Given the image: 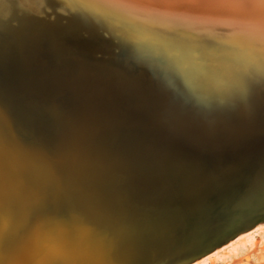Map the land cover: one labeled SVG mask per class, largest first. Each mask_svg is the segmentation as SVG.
<instances>
[{
	"label": "bare ground",
	"instance_id": "1",
	"mask_svg": "<svg viewBox=\"0 0 264 264\" xmlns=\"http://www.w3.org/2000/svg\"><path fill=\"white\" fill-rule=\"evenodd\" d=\"M54 8L42 0H0V29L6 35L0 36V44L21 48L17 62L21 80L0 81V145L10 192L6 204L17 214L12 231L5 232L10 242L7 255L15 257L5 264H99L96 257L87 255V247L102 254L103 231H112L115 238L111 235L109 239L116 248L123 239L120 218L130 226L136 213L155 216L167 212L168 202L176 199L182 209L172 212L167 224H156L154 233L146 236L142 252L132 253L131 262L128 256L135 248L127 247L119 264H191L240 232L260 227L263 221L257 216L264 213L258 195L264 189V29L260 9L167 10L165 31L179 30L208 46L211 60L206 86L217 88L219 94L204 88L193 95L179 81L175 87L169 86L134 50L132 78L108 65L105 72L111 78L99 80L92 75L85 81L75 77L77 73L72 75V96L86 101L85 90L93 88L104 99L87 105L73 99L70 103L76 107L70 119L61 117L56 105H45L37 95L57 78L55 74L47 79L40 72L48 69L52 74L61 67L63 75L58 77L67 80L69 68L53 56L41 57L37 51L38 56L27 45L29 40L37 42L38 33L24 30L28 37L33 36L27 39L15 28L61 23L70 35L86 36L81 29H95L105 38H122L107 25ZM48 42L55 44L52 37ZM7 52L0 50V65L9 74L18 65L13 67ZM36 62L41 66L35 67ZM89 63L79 59L78 71H90ZM237 68L248 69L243 83L233 75ZM25 87L30 90L27 96L21 91ZM118 95L126 106L124 114L112 108ZM43 118L52 119L53 126H47L57 132L49 142L41 133ZM32 128L40 131L42 141ZM244 143L247 146L241 149ZM51 146L56 153L52 158ZM44 200L66 218V226L51 223L50 228L57 233L68 231L72 251L65 253V244L63 249L53 246L46 258L32 247L45 225L40 217L46 212L41 204ZM56 202L69 207L71 215L67 217ZM168 214L171 212L164 216ZM109 258L107 255L102 264H111Z\"/></svg>",
	"mask_w": 264,
	"mask_h": 264
},
{
	"label": "water",
	"instance_id": "2",
	"mask_svg": "<svg viewBox=\"0 0 264 264\" xmlns=\"http://www.w3.org/2000/svg\"><path fill=\"white\" fill-rule=\"evenodd\" d=\"M42 29H44L43 33ZM32 30L33 34L36 35L38 38L37 42L29 40L27 41V45L31 49H33L36 54L39 56L38 53H45L49 55L50 57L53 56L57 62L66 64L64 65L65 68L68 69V79L64 80L61 77H58L59 75H63L61 67L57 68L52 74H50V71L47 69L46 72H38L40 75L43 74L47 79L52 78L51 76L57 75V78H55V83H49L48 89L43 91L42 93H38V97L40 100H43V103L45 105L55 106V105H63V108L66 110L63 111L65 113L72 112L73 115L70 116V119L74 117V108L75 106H72L70 103L65 105L63 102H70L71 100H76L77 103H96L100 104L104 98H101L93 93V88H87V91L85 90L86 101L84 99H76V97L69 95L70 92L67 90L70 89L69 84L75 77H82L84 80L90 79V77L93 75H96V79H106L111 78L112 74L105 72L106 68L105 65H108L110 67H113L115 70H117L120 73H125L127 77H133V73L136 71V69H133V63H132V57L134 56V48L126 44L124 40L118 39L117 36L114 38H105L102 33L97 34L95 29L92 30H84L81 29L83 32H86L87 35H70L67 27L65 25H62L61 23L58 24H52L51 26L48 24L45 25H38L37 26H28L25 28V31ZM4 30L0 29V36H6L5 33H3ZM43 34V35H42ZM43 36L44 39H43ZM48 37H52L55 44H50L51 42H48ZM27 40V39H26ZM18 44V43H17ZM93 47V48H92ZM21 48L13 45H9L7 43L0 44V50H7L8 56L10 60L13 62L12 65H18L17 62H19L21 58ZM38 51V53H37ZM136 54V53H135ZM79 59L86 60L90 62L89 64H92V66H88L90 71L87 72L84 71V74L82 71H78V61ZM136 59V58H135ZM135 62H139V60L136 59ZM45 64V63H44ZM13 65V67H14ZM3 66L0 65V81H17V75L21 73L20 67L18 65V68H14L13 71L9 74H7L2 69ZM77 73V76L72 77L73 74ZM82 73V74H81ZM81 74V75H80ZM84 75V77H83ZM131 77V78H132ZM19 78V77H18ZM94 82V80H92ZM98 81V80H97ZM95 81V82H97ZM255 86V85H254ZM87 87V86H86ZM211 89L210 91H213V93H220L217 88L206 86L205 89ZM257 90H260L257 86H255ZM71 96V97H70ZM79 100V101H78ZM127 98H125L124 103H127ZM113 101H116V104L112 106V108L116 111H121V114L125 113L124 107L125 105L122 104L120 101V95L115 97ZM111 108V109H112ZM113 109V110H114ZM62 111V113H63ZM61 113V114H62ZM64 114V113H63ZM65 115V114H64ZM125 117V116H124ZM68 118V115H67ZM54 124L53 120L51 119L50 122L45 121L44 118L40 120L39 124H41V133H43L46 136V141H52L54 134L56 135L57 132L54 130H49V125ZM33 134L29 135V138L32 139ZM248 143V142H247ZM247 143H244L241 147V149H244L247 146ZM49 154L52 158L56 153L54 151L53 146H51ZM141 180V178H140ZM170 182V178H169ZM150 183V182H149ZM137 190V188H135ZM134 190V191H136ZM138 191V190H137ZM154 198H157V196H154ZM41 204L45 208L46 212L40 215L42 219H44L45 225L42 226L38 230V236L34 241H32V247L36 249V251H39L42 256L46 257L49 253V248L53 246L61 247V249L66 247V250L64 252L66 253L68 250L72 251V243L70 238L68 237V231H62L60 233L55 232L52 228H50L51 223L54 225L62 224L64 226L67 225L66 218L63 217L60 212L56 211V207L51 202L42 201ZM57 207L62 205L59 202L55 203ZM8 206V207H6ZM66 213V216H70L71 212L69 207H65V205L60 206ZM167 212H162L161 214L152 216L150 214L146 213H136L132 221L129 225H125V221L122 218L119 219V224L122 227V241L119 243L116 248L112 246V243L110 242L109 233H106L105 231L102 232L101 240L103 242L104 250L102 254H94L92 253L93 247L89 245L88 248V256L92 255L93 258H97V261H99V264H102L105 261V258L107 255H109V262L111 264H119L121 263L122 258L124 255H126V248L129 246H134V250L130 251L129 254V262L133 260V257H131L132 253H139L143 250V244L146 236L148 234L154 233V227L156 224L163 223L167 224L169 216H173L176 212H179L182 209L181 201L179 199H176L172 202H168V208ZM60 210V209H59ZM171 212V215L164 216V214ZM172 212L174 214H172ZM16 213H13V210L10 208V205L7 203L4 207L3 211V225L5 228V232L10 233L12 231L13 225L16 223ZM49 215V216H47ZM151 218V220L147 223L146 219ZM258 220L264 221V213L260 216H257ZM123 221V223H122ZM154 222V223H152ZM122 223V224H121ZM64 239V241H63ZM64 244L66 245L64 247ZM31 250V249H30ZM139 250V251H138ZM33 251V250H31ZM69 252V251H68ZM136 253V254H137ZM33 254V253H31ZM135 254V255H136ZM123 255V256H122ZM9 258H14L15 255L9 253Z\"/></svg>",
	"mask_w": 264,
	"mask_h": 264
},
{
	"label": "snow or ice",
	"instance_id": "3",
	"mask_svg": "<svg viewBox=\"0 0 264 264\" xmlns=\"http://www.w3.org/2000/svg\"><path fill=\"white\" fill-rule=\"evenodd\" d=\"M54 4V11L76 13L100 26H109L130 44L142 63L163 75L169 86L182 82L193 95L200 93L209 79L211 54L208 46L188 38L179 30H164L169 9L212 7H258L264 29V0H42ZM22 8L25 4L20 5ZM233 75L241 83L248 69L237 68ZM3 114L0 113V119ZM10 195L3 146L0 145V264L9 259V241L5 237L3 209ZM264 208V189L258 193Z\"/></svg>",
	"mask_w": 264,
	"mask_h": 264
},
{
	"label": "rangeland",
	"instance_id": "4",
	"mask_svg": "<svg viewBox=\"0 0 264 264\" xmlns=\"http://www.w3.org/2000/svg\"><path fill=\"white\" fill-rule=\"evenodd\" d=\"M16 31L18 32H23L25 28H20L16 27ZM27 37V39H32L33 36L28 37V33L23 32V38ZM45 53H41L40 56L44 57ZM47 59V58H43ZM36 64V65H35ZM34 65L37 67L38 65L41 66L40 62H36ZM21 79L20 77H17V81L19 82ZM26 82V80H24ZM23 80L21 82L25 83ZM26 86V84L24 85ZM22 92L25 93V96L29 95V88L25 87V89L21 90ZM70 92L69 95H71L70 89L67 90ZM72 96V95H71ZM70 96V97H71ZM72 101V100H71ZM70 101V102H71ZM43 103V100H41ZM70 102H63L64 107L65 105L69 104ZM71 104V103H70ZM26 103H24L23 106H25ZM72 105V104H71ZM58 110L60 111V116L61 117H70L72 112L65 113L64 111L66 110L63 108V105H56ZM64 109V111H63ZM65 114H63L62 113ZM62 113V114H61ZM35 133H39V130H35L32 128ZM39 142L42 141L41 136H39ZM63 231H67L64 229ZM110 232V233H109ZM108 236L110 237L112 234V231L108 230L107 231ZM112 235L111 237H113ZM237 236V237H235ZM233 238L229 240V242L222 244V246L216 247L214 250L210 251L209 255L204 254V256L200 257L199 259L197 258L194 260L191 264H264V221L262 222L261 226H257L254 228L246 229L242 232L235 235ZM115 237H113L114 239ZM237 238V239H236ZM91 244V243H89Z\"/></svg>",
	"mask_w": 264,
	"mask_h": 264
}]
</instances>
